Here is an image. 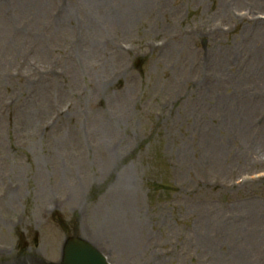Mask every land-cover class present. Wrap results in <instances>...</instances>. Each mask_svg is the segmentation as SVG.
Wrapping results in <instances>:
<instances>
[{
    "label": "rangeland",
    "instance_id": "1",
    "mask_svg": "<svg viewBox=\"0 0 264 264\" xmlns=\"http://www.w3.org/2000/svg\"><path fill=\"white\" fill-rule=\"evenodd\" d=\"M96 1L0 0V264H264V0Z\"/></svg>",
    "mask_w": 264,
    "mask_h": 264
},
{
    "label": "water",
    "instance_id": "2",
    "mask_svg": "<svg viewBox=\"0 0 264 264\" xmlns=\"http://www.w3.org/2000/svg\"><path fill=\"white\" fill-rule=\"evenodd\" d=\"M61 264H103L94 251L77 239L66 242Z\"/></svg>",
    "mask_w": 264,
    "mask_h": 264
},
{
    "label": "bare ground",
    "instance_id": "3",
    "mask_svg": "<svg viewBox=\"0 0 264 264\" xmlns=\"http://www.w3.org/2000/svg\"><path fill=\"white\" fill-rule=\"evenodd\" d=\"M101 2H102V0H101ZM94 3H95V5H99L100 3L98 2V1H96V0H94ZM124 10V9H123ZM120 15H122V14H120ZM260 25H262L263 23H259ZM261 27V26H260ZM259 30H256V32L257 33H261V32H263V29L261 30V31H259ZM264 33V32H263ZM40 47H42V45H41V43L39 44V48H38V51L40 50ZM91 48L93 49V50H95V47L94 46H91ZM41 99H44V97H40ZM262 138H260V141L261 140H263L264 139V126H263V128H262Z\"/></svg>",
    "mask_w": 264,
    "mask_h": 264
}]
</instances>
